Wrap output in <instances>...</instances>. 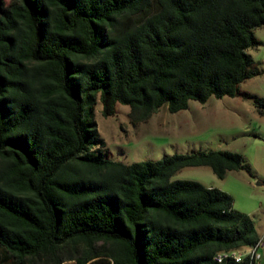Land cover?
<instances>
[{
    "label": "trees",
    "instance_id": "obj_1",
    "mask_svg": "<svg viewBox=\"0 0 264 264\" xmlns=\"http://www.w3.org/2000/svg\"><path fill=\"white\" fill-rule=\"evenodd\" d=\"M264 0H0V255L3 264H217L259 234L233 198L192 180L246 167L201 151L111 161L95 121L130 108L133 125L166 106L241 97L259 76ZM251 264L246 257L236 263Z\"/></svg>",
    "mask_w": 264,
    "mask_h": 264
},
{
    "label": "rangeland",
    "instance_id": "obj_2",
    "mask_svg": "<svg viewBox=\"0 0 264 264\" xmlns=\"http://www.w3.org/2000/svg\"><path fill=\"white\" fill-rule=\"evenodd\" d=\"M255 36L262 45L248 52L262 74L240 89L264 100V27L256 29ZM129 112L128 106L117 104L115 115L104 117L97 100L95 121L111 161L131 164L210 150L239 153L246 167L228 172L224 179L209 167H195L180 170L171 180H192L229 194L234 210L250 216L264 236V108L241 97H211L205 104L191 100L188 109L174 114L164 106L138 125L130 122ZM260 262L264 264V256Z\"/></svg>",
    "mask_w": 264,
    "mask_h": 264
},
{
    "label": "built area",
    "instance_id": "obj_3",
    "mask_svg": "<svg viewBox=\"0 0 264 264\" xmlns=\"http://www.w3.org/2000/svg\"><path fill=\"white\" fill-rule=\"evenodd\" d=\"M264 256V236L259 237L256 244L252 247H248L245 250L239 252H233L229 255H213V261L217 264H221L227 260H232L236 263H240L244 258H248L251 264H259Z\"/></svg>",
    "mask_w": 264,
    "mask_h": 264
},
{
    "label": "crops",
    "instance_id": "obj_4",
    "mask_svg": "<svg viewBox=\"0 0 264 264\" xmlns=\"http://www.w3.org/2000/svg\"><path fill=\"white\" fill-rule=\"evenodd\" d=\"M245 249H246V248H242V249H240V250H245ZM240 250H238V251H240ZM2 260H3V256L0 255V264H3ZM4 264H8V263H4ZM259 264H262V263L260 262Z\"/></svg>",
    "mask_w": 264,
    "mask_h": 264
},
{
    "label": "water",
    "instance_id": "obj_5",
    "mask_svg": "<svg viewBox=\"0 0 264 264\" xmlns=\"http://www.w3.org/2000/svg\"><path fill=\"white\" fill-rule=\"evenodd\" d=\"M258 185H260V183H258Z\"/></svg>",
    "mask_w": 264,
    "mask_h": 264
}]
</instances>
